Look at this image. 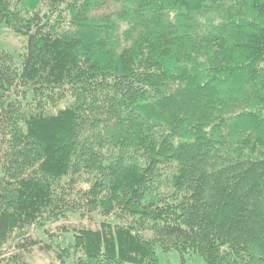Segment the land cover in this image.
<instances>
[{"label":"trees","instance_id":"obj_1","mask_svg":"<svg viewBox=\"0 0 264 264\" xmlns=\"http://www.w3.org/2000/svg\"><path fill=\"white\" fill-rule=\"evenodd\" d=\"M0 27V264H264V0H0Z\"/></svg>","mask_w":264,"mask_h":264},{"label":"rangeland","instance_id":"obj_2","mask_svg":"<svg viewBox=\"0 0 264 264\" xmlns=\"http://www.w3.org/2000/svg\"><path fill=\"white\" fill-rule=\"evenodd\" d=\"M25 40L22 36L15 34L6 27H0V46L10 55H12L18 63H21V56L25 52ZM70 239V237H69ZM170 258L174 264H182L180 256L177 253H171ZM33 264H47L49 259L47 256L36 252L32 257ZM186 264H201V259L196 258L194 261Z\"/></svg>","mask_w":264,"mask_h":264}]
</instances>
